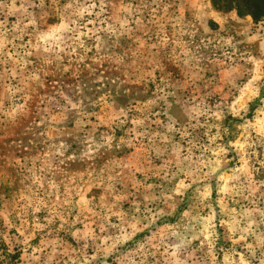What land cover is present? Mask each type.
I'll return each instance as SVG.
<instances>
[{"label": "clouds", "instance_id": "9594fccd", "mask_svg": "<svg viewBox=\"0 0 264 264\" xmlns=\"http://www.w3.org/2000/svg\"><path fill=\"white\" fill-rule=\"evenodd\" d=\"M0 264H264V0H0Z\"/></svg>", "mask_w": 264, "mask_h": 264}]
</instances>
